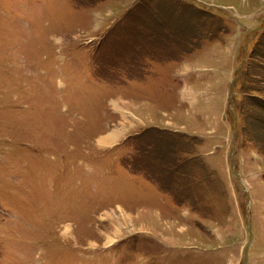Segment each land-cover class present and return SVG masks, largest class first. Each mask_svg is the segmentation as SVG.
<instances>
[{
  "label": "rangeland",
  "instance_id": "374dc122",
  "mask_svg": "<svg viewBox=\"0 0 264 264\" xmlns=\"http://www.w3.org/2000/svg\"><path fill=\"white\" fill-rule=\"evenodd\" d=\"M0 264H264V0H0Z\"/></svg>",
  "mask_w": 264,
  "mask_h": 264
},
{
  "label": "bare ground",
  "instance_id": "6f19581e",
  "mask_svg": "<svg viewBox=\"0 0 264 264\" xmlns=\"http://www.w3.org/2000/svg\"><path fill=\"white\" fill-rule=\"evenodd\" d=\"M111 135H112V137L110 136L111 139H112V138L114 139V138L116 137V136H115L116 134H114V133H111ZM102 142H103V141H102ZM112 144H113V143H112Z\"/></svg>",
  "mask_w": 264,
  "mask_h": 264
}]
</instances>
